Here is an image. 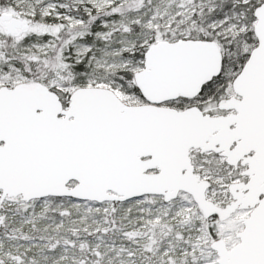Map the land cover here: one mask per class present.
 I'll return each instance as SVG.
<instances>
[{
    "label": "snow or ice",
    "instance_id": "1",
    "mask_svg": "<svg viewBox=\"0 0 264 264\" xmlns=\"http://www.w3.org/2000/svg\"><path fill=\"white\" fill-rule=\"evenodd\" d=\"M0 264H264V0H0Z\"/></svg>",
    "mask_w": 264,
    "mask_h": 264
}]
</instances>
